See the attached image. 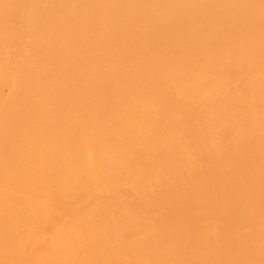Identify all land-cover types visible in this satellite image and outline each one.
Segmentation results:
<instances>
[{"label": "bare ground", "instance_id": "1", "mask_svg": "<svg viewBox=\"0 0 264 264\" xmlns=\"http://www.w3.org/2000/svg\"><path fill=\"white\" fill-rule=\"evenodd\" d=\"M0 264H264V0H0Z\"/></svg>", "mask_w": 264, "mask_h": 264}]
</instances>
